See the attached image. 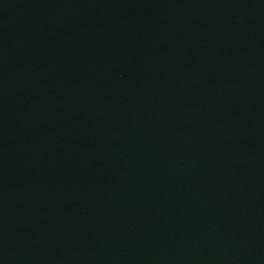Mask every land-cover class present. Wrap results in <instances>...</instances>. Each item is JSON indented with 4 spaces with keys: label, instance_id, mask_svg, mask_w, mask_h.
Listing matches in <instances>:
<instances>
[{
    "label": "water",
    "instance_id": "obj_1",
    "mask_svg": "<svg viewBox=\"0 0 264 264\" xmlns=\"http://www.w3.org/2000/svg\"><path fill=\"white\" fill-rule=\"evenodd\" d=\"M0 264H264V0H0Z\"/></svg>",
    "mask_w": 264,
    "mask_h": 264
}]
</instances>
